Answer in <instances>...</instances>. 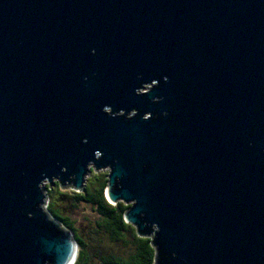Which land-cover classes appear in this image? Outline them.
<instances>
[{"label": "water", "instance_id": "obj_1", "mask_svg": "<svg viewBox=\"0 0 264 264\" xmlns=\"http://www.w3.org/2000/svg\"><path fill=\"white\" fill-rule=\"evenodd\" d=\"M91 169L154 264H264V0H0V264H74Z\"/></svg>", "mask_w": 264, "mask_h": 264}, {"label": "trees", "instance_id": "obj_2", "mask_svg": "<svg viewBox=\"0 0 264 264\" xmlns=\"http://www.w3.org/2000/svg\"><path fill=\"white\" fill-rule=\"evenodd\" d=\"M107 176L105 172L91 169L82 191L63 189L58 181L44 187L47 198L45 209L70 231L77 243L74 264H154L155 249L151 240L139 237L135 228L125 221L129 206L108 201ZM82 203L93 207L99 217L95 231L98 238L96 247L80 237L68 215V209Z\"/></svg>", "mask_w": 264, "mask_h": 264}, {"label": "rangeland", "instance_id": "obj_3", "mask_svg": "<svg viewBox=\"0 0 264 264\" xmlns=\"http://www.w3.org/2000/svg\"><path fill=\"white\" fill-rule=\"evenodd\" d=\"M145 89L144 91H146ZM105 173H109V169H103L100 170ZM97 171V172H100ZM96 172V171H95ZM89 177L85 178L84 185ZM46 185H51L47 182L43 184V187ZM63 189H73L72 186L65 185ZM68 215L71 219V221L74 224V227L78 231V234L80 237H82L88 244H90L92 247L98 246V238H96L95 231H96V222L98 221L99 217L97 213L95 212L94 208L91 207L88 204H79L76 207H73L72 209H68ZM101 235V234H100Z\"/></svg>", "mask_w": 264, "mask_h": 264}]
</instances>
